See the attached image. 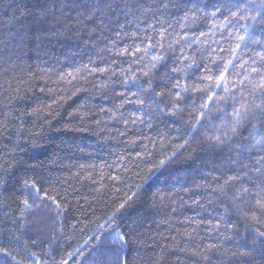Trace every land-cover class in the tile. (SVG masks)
I'll return each instance as SVG.
<instances>
[{"label":"trees","instance_id":"16d2710c","mask_svg":"<svg viewBox=\"0 0 264 264\" xmlns=\"http://www.w3.org/2000/svg\"><path fill=\"white\" fill-rule=\"evenodd\" d=\"M0 264H264V0H0Z\"/></svg>","mask_w":264,"mask_h":264}]
</instances>
